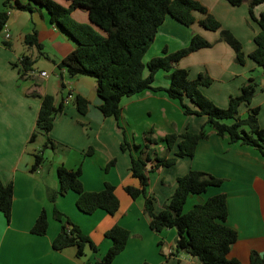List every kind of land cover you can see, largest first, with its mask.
Returning a JSON list of instances; mask_svg holds the SVG:
<instances>
[{"label":"crops","instance_id":"0c3cea01","mask_svg":"<svg viewBox=\"0 0 264 264\" xmlns=\"http://www.w3.org/2000/svg\"><path fill=\"white\" fill-rule=\"evenodd\" d=\"M20 1L25 3L28 0ZM58 1L69 4L68 0ZM201 1L220 19L224 27L231 29L242 41L245 62L236 60L235 49L220 38V30L208 29L200 23L199 19L204 14L199 11L195 12L197 20L191 25H185L168 15L144 59L147 61L161 54L164 47L170 51L179 49L190 42L193 33H201L214 42L213 45L192 51L182 57L178 65L188 68L192 78L201 72H208L214 80L209 85H202V91L224 107L228 106L231 96L241 93L243 85L251 77L255 78L256 91L251 105L260 106L258 116L264 125V65L249 55L256 47L255 35L261 28L259 22L251 14L247 1L238 5L229 0ZM263 11L264 1L254 7V14L259 16ZM72 14L79 20L90 21L88 12L83 8L75 9ZM34 30L43 44L41 50L25 43V35ZM4 38H7L9 45L3 42ZM75 46V40L51 21L48 10L40 4H35L33 10L10 9L6 26L0 29V176L5 183H14L11 219L8 221L0 210V264H87L89 260L96 264L112 243L105 232L115 223L129 228L131 235L124 250L111 264H143L146 261L152 264H204L198 257L185 252L172 254L171 249H174L177 237L176 228L154 230L144 213V199L133 198L126 192V184L138 182L130 170L131 153L129 156L117 150V145L125 136L129 138V127L132 128V140L140 142L137 136L139 127L145 130L156 126V135L164 137L171 132L199 131L206 125L208 136L199 141L194 156L179 157L172 170L166 171L162 166L158 174L150 172L149 192L158 195L162 190L160 184L165 180L171 184L165 191L166 196H171L178 176L192 168L222 177L221 184L210 186L198 194V201H204L218 192L227 193V222L238 231V239L231 245L230 256L247 264L253 249L264 253V155L252 145L231 142L227 135H219L207 124L205 114H186L179 101L169 97L164 89H145L124 96L119 118L103 114L99 108L101 100L96 90V78L88 74L71 76L65 67L58 66L52 59L63 58ZM24 53L34 58V63L30 73L22 76L20 60ZM42 70H46L47 74H41ZM169 83L167 73L158 70L154 85L165 87ZM70 92L74 96L82 94L90 100L88 111L82 113L74 100L65 103L63 110L56 115L50 134L67 148L59 149L58 144L46 147L43 153L48 155L50 166L42 167L41 171L39 166L32 171L34 152L42 149L46 138L44 133L39 132L38 135H43V139L38 145V135L30 140L37 129L42 96L46 93L54 94L58 105ZM187 101L192 104L191 100ZM243 105L240 106V113L245 115L248 106L245 105L242 111ZM147 114H157L165 121L156 123L155 120L150 125L144 122V125L137 127L134 118L145 117ZM89 147H93L94 152L87 155ZM169 150L168 155H173L177 146ZM96 156L98 159L94 160ZM112 158L116 161L105 174L101 169ZM120 159L124 164L123 169L120 168ZM82 161L85 166L86 161L98 165V168L90 166L89 173L84 166L81 178L86 189H102L106 181L120 186L117 193L121 202L119 210L111 214L98 208L89 214L92 225L83 223L84 214L76 204L78 194L75 191L59 195L55 201L50 200L47 194L48 188L57 189L60 186L57 176L60 164L75 168ZM130 175L132 178H129ZM193 195L188 199L196 202L197 198ZM55 207L93 237L99 245L98 252L92 250L88 257L83 258L77 255L75 245L62 249L53 246V239L62 226V222L54 216ZM43 208L48 212L49 226L45 234H37L31 228ZM156 208H161L157 207V201Z\"/></svg>","mask_w":264,"mask_h":264},{"label":"trees","instance_id":"16d2710c","mask_svg":"<svg viewBox=\"0 0 264 264\" xmlns=\"http://www.w3.org/2000/svg\"><path fill=\"white\" fill-rule=\"evenodd\" d=\"M65 5L58 0H0V29L4 28L10 15V9L23 8L33 10L35 4L46 7L51 21L69 37L73 38L76 46L63 58L55 59L58 66L65 67L71 76L80 74L92 75L96 78V90L100 97L99 108L105 115L119 118L122 114V98L142 92L145 89H164L169 97L179 101L186 114H205L207 124L219 135L228 136L231 142H241L256 147L264 155V125L259 120V105H251L256 91V80L243 85L240 94L230 97L228 106H220L208 97L202 85H209L214 78L208 72H201L197 77H190L186 67L178 65V61L201 47L211 46L214 42L201 33H193L190 42L179 49L170 51L167 47L161 54L145 60L144 56L154 42L160 25L168 15L178 21L191 25L197 20L196 11L203 13L199 19L205 27L220 30V38L226 40L236 51V60L244 63L246 54L242 41L234 32L222 25L220 19L210 11L201 0H68ZM238 5L247 1L251 14L260 24V30L255 35L256 47L249 52L250 57L260 65H264V11L255 16L254 7L264 0H229ZM83 8L88 12L90 21L76 19L72 12ZM98 27V28H97ZM9 45L7 38L3 39ZM28 46H37L40 50L43 44L38 39L37 31L25 35ZM21 75L30 73L34 58L24 53L21 57ZM164 69L170 79L168 86L154 85L155 74ZM148 70L146 74L145 71ZM75 101L79 110L86 113L90 100L76 94ZM191 100L192 104L187 101ZM248 106L245 115L240 113V106ZM64 100L56 104L55 96L46 93L37 117V129L31 135L34 140L39 132L46 135L43 148L35 153L32 171L44 161L41 151L46 147L58 144L50 132L54 127L58 112L64 108ZM151 131V130H150ZM206 125L199 131L186 130L181 133L171 132L163 139L168 148L177 146L173 155L160 153L152 144L130 142L125 137L122 148H130L131 172L137 183L124 186L126 192L133 198L144 199V213L149 219L150 226L156 231L175 227L177 237L172 254L185 252L196 256L204 264H245L237 257L230 256L231 245L238 239V231L228 222V195L218 192L208 196L204 201L196 202L184 210L187 199L191 194L205 192L208 187L219 185L223 178L202 169H190L178 176L177 185L164 205L156 208V197L149 192L150 172L162 166L173 165L179 157L194 156L198 143L208 136ZM149 141H155L149 134ZM133 151H137L134 154ZM93 147L86 150L92 154ZM112 158L108 165L114 164ZM60 182L59 189L48 188L50 200L55 201L59 195L74 190L78 196L76 204L85 213H92L98 208L114 214L120 208V198L116 185L106 181L102 189L88 190L81 178L82 166L69 168L59 165L57 168ZM14 202V183H5L0 176V210L9 221L12 216ZM54 216L62 222L59 233L53 239L56 249L75 245L77 255H85L89 245L94 252L99 251V245L77 222L55 207ZM49 226L46 208L37 216L31 231L45 234ZM112 240L110 247L100 258L105 264H111L114 258L124 250L131 235L129 228L115 223L105 232ZM87 264H92L89 260ZM143 264H152L144 262ZM247 264H264V253L253 249L250 262Z\"/></svg>","mask_w":264,"mask_h":264},{"label":"rangeland","instance_id":"374dc122","mask_svg":"<svg viewBox=\"0 0 264 264\" xmlns=\"http://www.w3.org/2000/svg\"><path fill=\"white\" fill-rule=\"evenodd\" d=\"M82 10V9H81ZM77 19V18H76ZM79 20V19H78ZM177 20V19H176ZM80 21H82V20H80ZM182 23V22H181ZM184 24V23H183ZM186 25V24H185ZM98 28V27H97ZM21 61V60H20ZM21 63V62H20ZM162 72H164L165 74L167 73V71H165L164 69H162ZM74 95V94H73ZM246 104H244L243 106H242V111L244 110V108H246V106H245ZM165 115V114H164ZM135 120V124L137 125V127H139L138 125H144V122H145V125H146V122L148 123L149 122V124H147V125H150L151 123H152V121H155L156 123H159L160 122V120H162V121H165V119L162 117V116H158L157 114H154V115H149V114H147L145 117H141V118H134ZM137 119L139 120L138 122H137ZM151 121V122H150ZM132 128L131 127H129V138H127V140L128 141H130V142H136V141H134V140H132V138H131V135H132V130H131ZM155 129H156V126H155V128H147V129H143V127H139L138 129H137V131L139 132V133H137V136H138V139H139V141L140 142H137V143H141V144H146V143H148L149 142V144H152V145H154L155 147H156V149L158 150V152H160L161 154L162 153H164V151H165V154H167L168 155V153L167 152H169L170 150L169 149H171V148H168L167 147V145L165 144L166 143V141L163 139V137H158L157 135H156V132H155ZM151 130V131H150ZM134 134H135V131H134ZM150 135L152 138H154L155 139V141L153 142V141H149L148 139H147V135ZM46 136V135H45ZM53 137V136H52ZM126 137V136H125ZM54 138V137H53ZM41 139H43V135H38V137H37V142H36V145H38L39 144V142H40V140ZM55 139V138H54ZM45 140H46V138H45ZM57 141V140H56ZM124 140H122V142H123ZM45 142V141H44ZM58 142V141H57ZM122 142L121 143H119L118 145H117V150L119 151V152H126V153H128V155L130 156V153H131V149L130 148H122ZM44 144V143H43ZM42 144V145H43ZM163 144H164V146H163ZM174 147V146H173ZM42 148H43V146H42ZM57 148H67V147H65L64 145H62V144H60L59 142H58V147ZM39 151V150H38ZM175 151L176 150H174V152L173 153H175ZM42 153H43V151H41ZM36 152H34V154H35ZM133 153L134 154H137L138 152L137 151H133ZM43 155L45 156L44 158V161L42 162V164L40 165V167H39V171H41V168L42 167H47V166H50V160L47 158V154H44L43 153ZM87 155H89V154H87ZM188 157H191V156H188ZM89 158V157H88ZM96 159H98V156H96L95 158H94V160H96ZM81 163V166H82V170L84 169V166H85V164L83 165V161L82 162H80ZM80 163H79V165H80ZM176 164V162L173 164V165H170V166H164L163 168H165V170L166 171H169V170H172V166H174ZM60 165H64V164H60ZM66 166V165H65ZM90 166H95L96 168H98V165H91L90 163H89V161H86V166H85V169H86V172L88 171V173L90 172L88 169H89V167ZM113 166V164L112 165H108V163H106L105 165H104V167H103V169H101L102 170V172H104L105 174H106V172H108L109 170H110V168ZM58 168V167H57ZM70 168V167H69ZM76 168V167H75ZM120 168L121 169H123L124 168V164L122 163V160L120 159ZM130 170H131V167H130ZM45 171V170H44ZM153 171H155V173L156 174H158V172H159V170L158 169H156V170H152V172ZM93 173H96L95 171H92ZM125 172H126V170H125ZM57 176H58V173H57ZM82 177H83V175H82ZM129 178H132L131 177V175H130V177ZM134 179V178H133ZM58 180H59V178H58ZM82 180H83V178H82ZM135 180V179H134ZM60 183V182H59ZM161 186H162V190H160V192H159V194L157 195V194H155V196H156V201H157V207H162L163 205H164V203L165 202H167V200L170 198V196H166V190H167V188H169L170 187V181H168V182H165V180H164V183L162 184H160ZM60 187V186H59ZM59 187L57 188V189H59ZM117 187V189H116V191H117V193H118V189L120 188V186H119V184H118V186H116ZM69 191H73L74 192V190H69ZM47 194H48V191H47ZM172 195V194H171ZM193 196H195V198H197V196H198V194H194ZM169 197V198H168ZM48 198H49V196H48ZM50 199V198H49ZM188 201H186V204H185V208H184V210H188V209H190L193 205H194V203H196V202H200V201H198V198H197V201L195 202L194 200H192V199H187ZM82 213L84 214V220H82L83 221V223L85 222L86 224H88V225H92L93 223L91 222V220H90V217H91V215H89V214H92V213H85L84 211H82ZM109 238V237H108ZM107 240V239H106ZM111 240V239H110ZM99 243H101V242H99ZM92 251V249H91V247L89 246V245H87L86 246V249H85V255H83V258H86V257H88V255L90 254V252Z\"/></svg>","mask_w":264,"mask_h":264},{"label":"built area","instance_id":"2783aa9c","mask_svg":"<svg viewBox=\"0 0 264 264\" xmlns=\"http://www.w3.org/2000/svg\"><path fill=\"white\" fill-rule=\"evenodd\" d=\"M9 11H10V10H9ZM5 26H6V24H5ZM41 74L46 75V74H47V71H46V70H42V71H41ZM73 96H74L73 93L70 92V93L65 97L64 102H65V103L70 102V100H72ZM172 251H173V249H171V253H172Z\"/></svg>","mask_w":264,"mask_h":264},{"label":"water","instance_id":"95a60500","mask_svg":"<svg viewBox=\"0 0 264 264\" xmlns=\"http://www.w3.org/2000/svg\"><path fill=\"white\" fill-rule=\"evenodd\" d=\"M96 264H105L102 260H100L99 262H97Z\"/></svg>","mask_w":264,"mask_h":264}]
</instances>
